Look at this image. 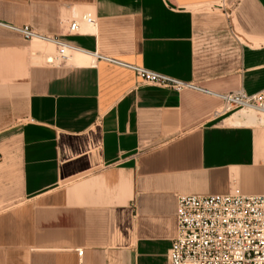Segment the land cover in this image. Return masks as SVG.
I'll list each match as a JSON object with an SVG mask.
<instances>
[{"label":"crops","instance_id":"0c3cea01","mask_svg":"<svg viewBox=\"0 0 264 264\" xmlns=\"http://www.w3.org/2000/svg\"><path fill=\"white\" fill-rule=\"evenodd\" d=\"M0 22L82 50L47 64L0 25V264H168L178 194L264 193L261 117L107 59L264 93V0H0Z\"/></svg>","mask_w":264,"mask_h":264},{"label":"built area","instance_id":"2783aa9c","mask_svg":"<svg viewBox=\"0 0 264 264\" xmlns=\"http://www.w3.org/2000/svg\"><path fill=\"white\" fill-rule=\"evenodd\" d=\"M80 24L95 27L94 15L85 11L68 24L69 32H77ZM0 25L20 33L27 41L52 44L55 53L48 64H61L70 52L82 50L59 36L47 35L29 25ZM236 36V35H235ZM108 60L133 70L142 82L180 92L194 90L216 96L221 100L217 111L230 112L242 108H264V93H247L238 89L217 93L192 81L129 64ZM177 232L168 250V264H264V193L246 194L237 186L227 193L178 194ZM82 254V250H78Z\"/></svg>","mask_w":264,"mask_h":264},{"label":"bare ground","instance_id":"6f19581e","mask_svg":"<svg viewBox=\"0 0 264 264\" xmlns=\"http://www.w3.org/2000/svg\"><path fill=\"white\" fill-rule=\"evenodd\" d=\"M47 59V58H46ZM252 110H254V108H251ZM249 110V108H246V109H242L239 111V117H237L236 115L233 117V119H229V123L231 124H240L241 122H250V123H256V119H257V114L252 111V110ZM262 112V114H264V108L262 109H258ZM243 117V118H242ZM262 121H264V116L263 118L261 119Z\"/></svg>","mask_w":264,"mask_h":264},{"label":"rangeland","instance_id":"374dc122","mask_svg":"<svg viewBox=\"0 0 264 264\" xmlns=\"http://www.w3.org/2000/svg\"><path fill=\"white\" fill-rule=\"evenodd\" d=\"M32 43H36V42H32ZM37 44H40V43H37ZM42 45H47V44H42ZM47 46H50V45L48 44ZM51 51H52V50H49V51H48L49 53H47V54H48V55H51ZM43 62H46V58L43 59ZM47 64H48V63H47ZM55 64H58V63H55ZM242 109H246V108H242ZM242 109H236V110H242ZM250 109H251V108H249V110H250ZM251 110H252V109H251ZM252 111H254V112L258 115V117L263 118L264 114H262V112H261L260 110L254 108V110H252ZM263 123H264V122H263Z\"/></svg>","mask_w":264,"mask_h":264}]
</instances>
